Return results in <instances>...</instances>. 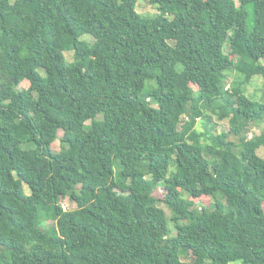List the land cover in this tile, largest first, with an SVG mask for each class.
<instances>
[{
    "label": "trees",
    "instance_id": "1",
    "mask_svg": "<svg viewBox=\"0 0 264 264\" xmlns=\"http://www.w3.org/2000/svg\"><path fill=\"white\" fill-rule=\"evenodd\" d=\"M137 1L0 0V264H264V0Z\"/></svg>",
    "mask_w": 264,
    "mask_h": 264
},
{
    "label": "rangeland",
    "instance_id": "2",
    "mask_svg": "<svg viewBox=\"0 0 264 264\" xmlns=\"http://www.w3.org/2000/svg\"><path fill=\"white\" fill-rule=\"evenodd\" d=\"M250 10H251V8H249V11ZM136 11L142 16H153V15L157 14L156 7L154 5L149 4L148 0H138L137 1V5H136ZM247 23H248V27L252 28L253 22H252V14L251 13L249 15ZM81 39L85 40L87 42H92V38L90 36H88V35L81 37ZM224 52L225 53L229 52V49H228L227 45L224 47ZM64 56H65L66 62L70 63V62L73 61V53L72 52H65ZM40 73L43 74L42 70H40ZM236 77H237V75L235 73L229 74L227 85H230V83L233 82L236 79ZM262 84H263L262 78L259 77V76H256V77H253L252 80L249 82V84L245 85L243 88H244V90H245L247 95L251 96L253 99L260 100L261 97H262V93H263ZM20 86L23 87V88H27L29 86V82L25 80V81H23L21 83ZM98 118H100V117H98ZM214 119H215V117H214ZM218 123H219L218 131L219 130H227L228 129V123L226 121L218 122ZM87 124H89V122ZM251 129H252L251 131H252L253 135L259 134L260 131L264 130V119L258 124H252V128ZM58 135H59V137H61L62 136V131H59ZM51 147H52L53 151H55V152L59 151L60 148H61L60 141L56 140L55 142L52 143ZM257 154L262 159H264V151L262 149H259L257 151ZM24 190H25V193H27V194L29 193V190H28V188L26 186H24ZM154 196L159 198V199H162V196H163L162 189H158L155 192ZM208 202H212V199L208 198V197H201V198H199V199H197L195 201V206L196 207H201V206L205 205ZM61 203L64 204V206L66 207V210L73 209L75 207V205L73 203H71L68 199H64ZM159 206L161 208H163L167 218H169L170 217L169 210L162 203H160ZM50 224L51 223L48 222L46 224V226L50 225ZM168 227L173 233V230H174L173 229V224L169 223ZM181 259L183 261L190 262L191 261V256H183V257H181Z\"/></svg>",
    "mask_w": 264,
    "mask_h": 264
},
{
    "label": "built area",
    "instance_id": "3",
    "mask_svg": "<svg viewBox=\"0 0 264 264\" xmlns=\"http://www.w3.org/2000/svg\"><path fill=\"white\" fill-rule=\"evenodd\" d=\"M249 137H251V134H249ZM62 207H63V209H66V207L64 206L63 203H62Z\"/></svg>",
    "mask_w": 264,
    "mask_h": 264
}]
</instances>
